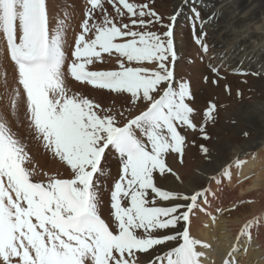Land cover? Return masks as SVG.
Wrapping results in <instances>:
<instances>
[{"label":"snow or ice","instance_id":"obj_1","mask_svg":"<svg viewBox=\"0 0 264 264\" xmlns=\"http://www.w3.org/2000/svg\"><path fill=\"white\" fill-rule=\"evenodd\" d=\"M155 3L70 0L54 11L56 0H0V264H215L213 242L193 228H215L236 209L214 201L247 160L238 154L189 186L168 163L172 156L183 165L190 146L211 163L212 149L197 146L196 136L212 139L208 127L225 106L210 99L197 108L191 82L177 77L178 18L186 16L198 58L208 61L205 84L218 86L227 72L260 73L231 67L227 51H214L206 26L217 14L202 15L203 0H182L169 15ZM73 82L112 103L74 91ZM29 140L63 170L38 171ZM167 176L176 187L158 183ZM262 229L264 212L246 219L221 264L264 247Z\"/></svg>","mask_w":264,"mask_h":264},{"label":"bare ground","instance_id":"obj_2","mask_svg":"<svg viewBox=\"0 0 264 264\" xmlns=\"http://www.w3.org/2000/svg\"><path fill=\"white\" fill-rule=\"evenodd\" d=\"M62 2L69 3L70 0H56L54 11L64 5ZM74 2L79 5L78 0ZM181 6L182 0H178L176 8ZM201 9L202 15L212 12L217 14V19L206 26V29H210L208 35L211 44L215 46L214 51H227L231 67L240 66L249 73H260L259 76H242L227 72L224 73L227 78L220 80L219 85L215 86L203 82V77L211 74L196 59L186 69L179 67L176 70L177 77L191 82L197 108H204L210 99H214L218 105H225L218 111V119L222 117L224 125L218 127L216 122L215 126L208 127L212 139L204 141L196 136L197 146L204 143L212 149L211 163L200 154L198 147L192 146L186 152L183 165L174 157H168V163L185 178V186H189V181L198 183V173L217 168L238 154L241 159L247 160L239 169L232 168L231 180L224 182L222 189L217 192L218 200L214 201V208L231 209L233 204H237L236 209L219 215L215 228H193L194 235L213 242L214 250L210 254V261L221 264V258L228 251L242 223L251 216L264 212V0H203ZM78 17L77 12L74 18ZM68 38L70 40L72 34ZM191 46L185 40L184 47L193 50ZM2 59L3 52L0 50V60ZM112 66L114 62L97 64L96 68ZM226 84L231 88L230 95L225 92ZM71 86L74 91L94 97L102 104L112 103L111 98L101 91L75 82ZM237 90L242 95L237 96ZM248 128L259 132L254 137L247 138L243 132ZM245 152L249 155H243ZM252 152H255V158L252 157ZM110 166L115 175L117 165L114 160ZM158 183L166 187L177 186L171 176L158 178ZM215 187L213 185L214 190ZM239 201L245 202L238 203ZM257 243L264 245V229L261 230ZM239 259L240 264H264V247L252 248L246 254H241Z\"/></svg>","mask_w":264,"mask_h":264},{"label":"rangeland","instance_id":"obj_3","mask_svg":"<svg viewBox=\"0 0 264 264\" xmlns=\"http://www.w3.org/2000/svg\"><path fill=\"white\" fill-rule=\"evenodd\" d=\"M177 1L178 0H156V3H155L156 10L160 13H163L164 15H169L173 12L174 9H176ZM78 2L80 3V0H78ZM62 3L66 4L68 2H62ZM184 12H185V14H187L188 9L185 8ZM78 22H79V17H78V19L74 18V20L72 22V28H70V30H69V35L72 34V29L78 30L76 27ZM209 30H210L209 28L206 29L207 32H209ZM185 40L188 41L192 45L191 47L193 48V50H191L190 48L186 49L184 47ZM175 42H176V49H177L178 56H179V59H178L177 64H176V70L177 71H178L179 67H182V68L184 67L185 69L187 67H189V65L192 63V62H190V60L193 61L196 59L199 61V63H201V61L199 60L198 55H197L199 49H198L197 45L194 43L191 26L189 25L185 15H181L176 22ZM189 49H190V51H189ZM207 63H208L207 60H205L203 63H201V64H203V67L206 70H208ZM221 118H219L217 120V126L218 127H222L224 125V120ZM255 130L256 129L248 128L246 131H244V132L248 133L247 138H252L257 134V132H259L257 130L255 131ZM20 131L22 134L26 135V133H24L23 129L22 130L20 129ZM28 145H29L30 155L33 157V164L35 165V167L37 168L38 171L39 170L55 171L58 169L62 171V169H60L61 166H60L59 162L53 161L51 156L45 153L44 149L42 148V146L37 141L29 140ZM184 160H185V158H184ZM55 165H57L58 168Z\"/></svg>","mask_w":264,"mask_h":264}]
</instances>
